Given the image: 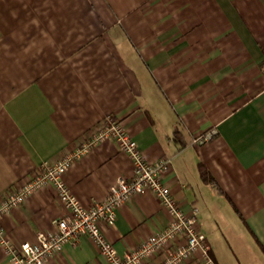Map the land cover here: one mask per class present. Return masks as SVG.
I'll return each instance as SVG.
<instances>
[{
	"label": "crops",
	"instance_id": "1",
	"mask_svg": "<svg viewBox=\"0 0 264 264\" xmlns=\"http://www.w3.org/2000/svg\"><path fill=\"white\" fill-rule=\"evenodd\" d=\"M118 118L149 160L172 159L164 179L184 210L198 209L217 264H264V0H0V203ZM132 167L106 140L65 181L88 206ZM67 213L46 185L0 222L13 241L35 242ZM170 220L148 190L102 226L124 253ZM63 249L48 263L107 264L90 236ZM0 264H13L1 244Z\"/></svg>",
	"mask_w": 264,
	"mask_h": 264
},
{
	"label": "built area",
	"instance_id": "2",
	"mask_svg": "<svg viewBox=\"0 0 264 264\" xmlns=\"http://www.w3.org/2000/svg\"><path fill=\"white\" fill-rule=\"evenodd\" d=\"M210 137L211 133L202 134L196 141ZM106 140L116 142L119 150L131 157L133 173L130 177L117 176L109 187L107 197L87 206L66 183L65 175L75 159ZM79 144L59 160L44 162L37 171L29 173L20 186L5 193L0 203V220L3 214L23 204L34 191L46 185L54 187L57 197L68 210L66 215L54 221L56 230L39 231L35 242L13 241L0 222V244L13 264H49V259L62 252L66 243L77 244L84 235L93 239L107 264H155L151 260L158 254L161 256L158 264H217L211 256L206 233L200 228L198 209L184 210L164 179L172 169L171 158L149 160L120 118L97 124ZM148 190L167 208L171 220L141 241L136 249L120 253L104 233L102 224L114 226L120 206L135 193Z\"/></svg>",
	"mask_w": 264,
	"mask_h": 264
},
{
	"label": "trees",
	"instance_id": "3",
	"mask_svg": "<svg viewBox=\"0 0 264 264\" xmlns=\"http://www.w3.org/2000/svg\"><path fill=\"white\" fill-rule=\"evenodd\" d=\"M178 132V130H177ZM201 174H202V177L205 179V181L207 182H213L214 180V177H212L208 171L207 168H205L204 166L201 167Z\"/></svg>",
	"mask_w": 264,
	"mask_h": 264
}]
</instances>
